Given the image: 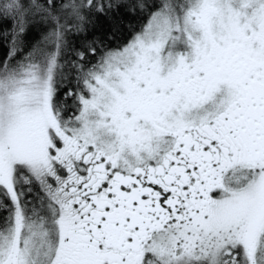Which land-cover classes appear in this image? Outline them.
Wrapping results in <instances>:
<instances>
[{
	"label": "snow or ice",
	"instance_id": "obj_1",
	"mask_svg": "<svg viewBox=\"0 0 264 264\" xmlns=\"http://www.w3.org/2000/svg\"><path fill=\"white\" fill-rule=\"evenodd\" d=\"M0 264H264V0H0Z\"/></svg>",
	"mask_w": 264,
	"mask_h": 264
}]
</instances>
